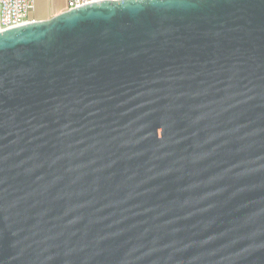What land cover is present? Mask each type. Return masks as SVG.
I'll return each instance as SVG.
<instances>
[{
  "label": "water",
  "instance_id": "water-1",
  "mask_svg": "<svg viewBox=\"0 0 264 264\" xmlns=\"http://www.w3.org/2000/svg\"><path fill=\"white\" fill-rule=\"evenodd\" d=\"M0 264H264V0L0 32Z\"/></svg>",
  "mask_w": 264,
  "mask_h": 264
},
{
  "label": "built area",
  "instance_id": "built-area-1",
  "mask_svg": "<svg viewBox=\"0 0 264 264\" xmlns=\"http://www.w3.org/2000/svg\"><path fill=\"white\" fill-rule=\"evenodd\" d=\"M103 1L120 0H68L65 11ZM36 9V0H0V32L34 22L31 18Z\"/></svg>",
  "mask_w": 264,
  "mask_h": 264
},
{
  "label": "crops",
  "instance_id": "crops-1",
  "mask_svg": "<svg viewBox=\"0 0 264 264\" xmlns=\"http://www.w3.org/2000/svg\"><path fill=\"white\" fill-rule=\"evenodd\" d=\"M50 0H36V9L32 14L34 15L35 12L37 17H33L35 20H46L50 19L61 12H64L67 8V1L65 3H62L61 6H57L56 3H49ZM49 10H54L53 14H50Z\"/></svg>",
  "mask_w": 264,
  "mask_h": 264
},
{
  "label": "rangeland",
  "instance_id": "rangeland-1",
  "mask_svg": "<svg viewBox=\"0 0 264 264\" xmlns=\"http://www.w3.org/2000/svg\"><path fill=\"white\" fill-rule=\"evenodd\" d=\"M66 0H50L49 3L53 4V3H56L57 6H61L62 3H65ZM50 11V14H53L54 13V10H49ZM36 14V12H35ZM33 15L31 14V18H33L34 16L37 17V15Z\"/></svg>",
  "mask_w": 264,
  "mask_h": 264
}]
</instances>
